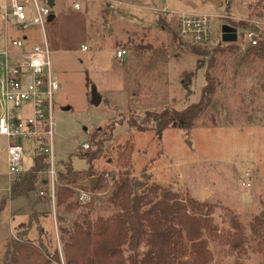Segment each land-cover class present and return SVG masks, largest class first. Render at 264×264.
Wrapping results in <instances>:
<instances>
[{"label": "rangeland", "instance_id": "374dc122", "mask_svg": "<svg viewBox=\"0 0 264 264\" xmlns=\"http://www.w3.org/2000/svg\"><path fill=\"white\" fill-rule=\"evenodd\" d=\"M53 1L54 18L44 32L7 31L26 35V46L44 41L49 46L59 84L53 104L55 161H70L72 169L67 174L66 164L58 166L64 178L58 177L54 190L56 196L61 189L73 195L57 206V199L51 204L39 196L47 193L39 184L35 192L8 201L6 143L0 140V202L6 200L0 264L16 227L33 212L48 214L61 253L59 225L115 213L108 199L126 174L131 180L148 177V186L176 194L189 214L206 218L207 264H264V232L256 229L257 219L264 220V57L246 55L247 31L264 38V0ZM181 13L210 17V41L199 46L198 56L175 36ZM3 26L0 19V40ZM223 26L236 29L235 45L221 41ZM118 50L125 55L117 59ZM2 69L0 64V78ZM204 86L213 93L193 127L183 132L169 125L157 139L149 115L196 104ZM92 89L101 97L98 106ZM83 144H89L85 152ZM32 164L26 156L21 170ZM91 178L97 179L94 188ZM78 191L91 193L85 205L78 203ZM74 203L79 207L68 212ZM144 248L143 242L140 257Z\"/></svg>", "mask_w": 264, "mask_h": 264}, {"label": "trees", "instance_id": "16d2710c", "mask_svg": "<svg viewBox=\"0 0 264 264\" xmlns=\"http://www.w3.org/2000/svg\"><path fill=\"white\" fill-rule=\"evenodd\" d=\"M175 36L180 39L177 31ZM187 44L193 55L203 52L199 47L202 45ZM246 52L248 56L264 57V38L255 46L248 45ZM188 80L190 84L191 79ZM189 84L184 88L188 89ZM201 90L199 101L184 110L149 115L157 139L160 140L169 125L183 132L193 127L194 121L208 107L209 96L213 93L209 86ZM93 158L92 155L87 159L88 165ZM63 164H66L65 173L72 171L70 161L59 162L60 179L64 174L58 171V166ZM43 170L42 158H36L33 166L10 187L8 201L35 192L39 184L47 189L45 177L39 179ZM148 180V177L131 180L126 174L114 184L108 199L115 213L106 218L89 220L83 217L81 222L59 225L57 235L63 260L48 214L31 213L26 223L16 227L13 238L6 244L3 264H207L210 253L202 234L206 218L189 214L187 205L180 202L176 194L156 185L148 186ZM72 195V191L61 189L56 196L55 190L56 205L63 204ZM5 203L6 200H1L0 212ZM79 204H68L66 209L73 212ZM56 220L64 223L59 216ZM256 229L264 232L263 219H257ZM143 242L144 254L140 257L137 250ZM187 256L189 259L184 260Z\"/></svg>", "mask_w": 264, "mask_h": 264}, {"label": "built area", "instance_id": "2783aa9c", "mask_svg": "<svg viewBox=\"0 0 264 264\" xmlns=\"http://www.w3.org/2000/svg\"><path fill=\"white\" fill-rule=\"evenodd\" d=\"M74 7L78 9L77 3ZM51 15L48 4L39 0H4V6L0 7V19L4 22V34L0 40V64L3 65L0 78V140L6 143L5 166L9 189L27 171L21 170L26 156L32 158L33 163L36 158H42L47 193L41 192L39 196L54 204L58 174L53 149V104L59 88L58 78L52 72L49 46L45 41L43 45L28 48L26 35L12 37L7 31L12 28L24 33L27 29L39 27L44 32V25ZM10 20L11 26L8 24ZM176 21L180 39L195 46L209 43V16L181 13ZM246 38L249 45L255 46L261 35L249 30ZM82 50L86 51V48ZM124 55V50L116 52L117 59ZM88 149L89 144L81 146L83 152ZM242 185L249 187L245 182ZM90 195L78 191V203L86 204Z\"/></svg>", "mask_w": 264, "mask_h": 264}, {"label": "water", "instance_id": "95a60500", "mask_svg": "<svg viewBox=\"0 0 264 264\" xmlns=\"http://www.w3.org/2000/svg\"><path fill=\"white\" fill-rule=\"evenodd\" d=\"M53 0H48L47 4L49 7L53 6ZM214 3H216V1H214ZM54 15H51L48 18V21L53 20ZM237 39L236 36V29L232 28L231 26H223L222 30H221V41L225 44H230V43H235ZM92 103L95 106L100 105L101 103V97L94 91V89H92ZM90 187L94 188L97 182L96 178H91L90 179Z\"/></svg>", "mask_w": 264, "mask_h": 264}, {"label": "crops", "instance_id": "0c3cea01", "mask_svg": "<svg viewBox=\"0 0 264 264\" xmlns=\"http://www.w3.org/2000/svg\"><path fill=\"white\" fill-rule=\"evenodd\" d=\"M27 41H28V37H27ZM38 44H40V43H38ZM36 42H33V43H31V44H29L28 45V48H32L34 45H38ZM83 48V47H82ZM82 50V49H81ZM83 51V50H82ZM86 52V51H85ZM56 75V74H55ZM57 78V77H56ZM4 156H5V153H4ZM35 209H38V206L35 208ZM39 212H41V211H39Z\"/></svg>", "mask_w": 264, "mask_h": 264}]
</instances>
